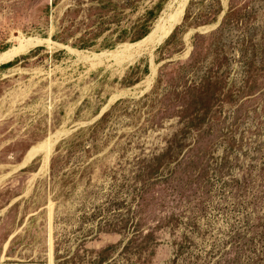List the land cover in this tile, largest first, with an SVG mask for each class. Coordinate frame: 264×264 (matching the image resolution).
<instances>
[{"label":"rangeland","instance_id":"rangeland-1","mask_svg":"<svg viewBox=\"0 0 264 264\" xmlns=\"http://www.w3.org/2000/svg\"><path fill=\"white\" fill-rule=\"evenodd\" d=\"M0 264H264V0H0Z\"/></svg>","mask_w":264,"mask_h":264},{"label":"bare ground","instance_id":"bare-ground-1","mask_svg":"<svg viewBox=\"0 0 264 264\" xmlns=\"http://www.w3.org/2000/svg\"><path fill=\"white\" fill-rule=\"evenodd\" d=\"M163 24V23H162ZM164 28V27H163ZM163 30V29H162ZM38 143V141L36 140V143H32L31 145H29V147L27 148L26 152L24 153L22 160L20 163H26L29 161L31 155L33 154V151H37L38 146H36ZM19 165V164H18ZM17 165V166H18ZM16 166V167H17Z\"/></svg>","mask_w":264,"mask_h":264}]
</instances>
